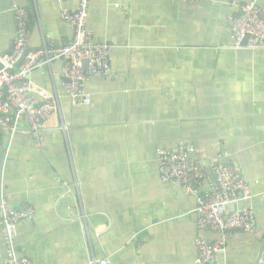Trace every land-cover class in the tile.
<instances>
[{
    "label": "crops",
    "instance_id": "1",
    "mask_svg": "<svg viewBox=\"0 0 264 264\" xmlns=\"http://www.w3.org/2000/svg\"><path fill=\"white\" fill-rule=\"evenodd\" d=\"M27 11L28 49L66 44L61 20L78 0H16ZM252 0H91L87 28L113 46L111 74L90 78L88 105L63 92L61 64L29 81L53 100L56 114L35 148L27 132L8 138L0 176L11 208H34L16 227L19 256L35 264H193L195 241L219 239L195 227V200L159 180L156 156L184 142L214 180L236 165L251 198L254 234H225L220 264H256L264 238V49L235 48L229 16ZM264 11V0H256ZM8 0H0V55L14 41ZM39 101L42 95L36 94ZM64 127V129H63ZM24 125L23 130L27 131ZM0 232V260L5 258Z\"/></svg>",
    "mask_w": 264,
    "mask_h": 264
},
{
    "label": "built area",
    "instance_id": "2",
    "mask_svg": "<svg viewBox=\"0 0 264 264\" xmlns=\"http://www.w3.org/2000/svg\"><path fill=\"white\" fill-rule=\"evenodd\" d=\"M14 19L15 32L13 49L0 55V146L2 134L14 135L27 132L33 146L44 147L43 133L56 114V106L44 92L37 90L29 81L34 70L59 62V77L63 80L62 90L72 105H88L90 98L85 85L90 78L104 79L111 74L113 46L94 41L87 28L88 8L91 0H78L75 10L62 8L61 20L72 30L71 39L64 45L52 49L44 45L29 50L30 29L27 11L16 0H8ZM65 2V0H56ZM194 3L207 0H178ZM230 37L234 47L247 50L264 49V11L256 0L242 5L238 13L229 16ZM246 39L245 44L243 41ZM83 63H86L84 68ZM36 94L42 95L39 101ZM27 125V131L23 126ZM64 129V127H63ZM159 180L181 189L184 195L195 200L193 210L195 227L199 231L217 233L219 239L209 241L196 239V257L193 264H220L225 248V234L240 231L254 234L255 213L251 207L228 211L251 198L250 186L236 165L219 164L214 169V180L204 186L206 174L189 154L184 142L178 141L172 151H159L156 156ZM34 208L22 204L11 208L5 198L0 197V232L5 244V258L0 264H35L29 258L19 256L16 249V227L21 222H30ZM90 264H108L105 259L91 260ZM256 264H264V238Z\"/></svg>",
    "mask_w": 264,
    "mask_h": 264
},
{
    "label": "water",
    "instance_id": "3",
    "mask_svg": "<svg viewBox=\"0 0 264 264\" xmlns=\"http://www.w3.org/2000/svg\"><path fill=\"white\" fill-rule=\"evenodd\" d=\"M245 42H246V39L243 41L242 44L244 45ZM12 49H13V46H11L9 52H11ZM8 53H5V54H8ZM2 55H4V54H2ZM83 66L85 68L86 63H83ZM7 144H8V138H3L2 142H1V146H0V176H1L2 166H3V162H4V159H5V155H6ZM0 197H1V188H0Z\"/></svg>",
    "mask_w": 264,
    "mask_h": 264
}]
</instances>
